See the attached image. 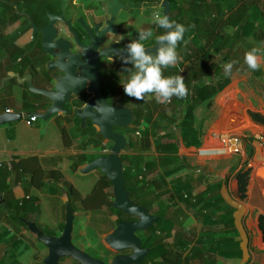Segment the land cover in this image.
<instances>
[{
  "label": "crops",
  "instance_id": "crops-1",
  "mask_svg": "<svg viewBox=\"0 0 264 264\" xmlns=\"http://www.w3.org/2000/svg\"><path fill=\"white\" fill-rule=\"evenodd\" d=\"M171 3L174 6L173 14L176 21L181 22L190 31V34H185L181 45V48H189L185 51L187 59L182 61V57L178 54L177 64L183 62L180 75L184 77L188 73L191 76L190 84L193 88L210 89L223 81L225 84L211 98L210 106L205 101L195 107L192 129L189 131L193 132L191 135L187 134L183 139L180 129L173 127L176 150L172 154L159 152L154 146H150L143 152L146 161L156 163L147 177L150 179L164 176L165 181H178L180 187L183 182L194 184L193 194L207 189L210 195H215L217 185L220 184V196L222 186H225L230 196L239 199L235 173L247 161L245 157L249 150L257 153L258 159L264 158V146L256 138L258 134L264 136V125L254 121L250 115V112H255L264 118V65L258 71H251L244 63V54L247 50L252 47L264 49V37L247 34V15L252 10L250 9L246 15V0H171ZM148 6L149 10L152 9L151 13L159 9V4ZM261 20L262 22L259 23H263L264 18ZM150 25L155 33V25ZM21 38L16 42L22 47L26 39L22 41ZM231 61L236 62L232 74L225 75L224 65ZM186 66L189 67L186 68ZM7 79L8 77L0 79V113L4 111L26 113L36 109L43 110L48 106V103L43 106L39 104L34 106L33 110H29L30 108H26L22 103L23 95H26L25 88L21 83L7 81ZM8 100L14 105L3 104ZM63 116L64 114H58L48 120L60 134V144L55 148H50L46 144L52 139L51 136L58 141V135H51V138L47 139L46 132L40 138L39 144L33 141V134H41L45 128V124H39L38 119L31 124H26L29 116L24 115L23 121L8 122L0 126V160L10 161L14 158L15 162L22 159L24 163H28L27 171L19 169L17 176L14 173L5 175L4 170H0V264H44L43 259L48 250L28 229L27 221L35 222L40 230L49 235H60L63 230L67 192L52 191L53 183L47 179L44 189H39L33 184L29 171L33 156L37 158L43 170H60L63 177L74 186L68 172L81 170L72 168L77 157L82 153L98 152V149L92 146L88 149L90 145L85 147V150L81 149L80 138L77 142V138L72 137L70 145H65L60 132V126H65L66 123ZM180 117L178 116V119ZM178 119L175 124L179 122ZM159 124L164 127L167 121L162 119ZM169 131L167 128L161 131V134ZM224 132L230 135L232 141L233 150L228 155L207 158L197 153L198 149L218 146V134ZM69 136L71 137V134ZM22 138L23 145L20 144ZM197 139L199 143L195 144L193 141ZM250 160L247 164L251 167V173L246 198L251 197L250 194L253 192L256 194L253 204L247 201L249 205L246 206V212L242 217L243 226L249 237L250 256L247 264H264V238L258 227V215L264 214V199L259 179L254 181L252 178L253 166ZM168 171L172 174L165 176V172ZM32 197L39 199L37 205L29 200ZM173 201L178 203L168 214L175 212L178 207L181 208L184 214H180L177 218L184 220V229L198 234L202 228L201 221L176 197ZM258 202L263 208L262 211L260 207H257ZM23 203L24 208L20 210V213H16L15 207ZM73 204L75 208L72 240L73 238L76 240L73 243L82 250L91 247L95 250V254L102 255L104 252L102 242L99 239L97 242L88 240L86 227L89 226L87 221L92 218V215L88 213L85 217V211H82L80 204L78 202ZM42 209L45 210L44 213ZM13 214H16V217H22L25 225L18 224L16 218L11 217ZM210 214L213 220L223 217L227 219L230 211L223 206L222 210ZM211 226L213 229H223L221 234L230 237L231 241L239 240L232 229H228L229 226L224 227V223H212ZM93 227L97 236V229ZM171 240V237L164 238L165 242H171ZM211 261H215V264H237L239 258H224L214 254ZM59 264L77 263L71 258L63 257Z\"/></svg>",
  "mask_w": 264,
  "mask_h": 264
},
{
  "label": "trees",
  "instance_id": "trees-1",
  "mask_svg": "<svg viewBox=\"0 0 264 264\" xmlns=\"http://www.w3.org/2000/svg\"><path fill=\"white\" fill-rule=\"evenodd\" d=\"M131 3L139 4L143 0H128ZM150 3L161 0H145ZM169 18L176 21L173 14L174 6L171 0ZM157 4V3H156ZM246 15H247V34L252 33L256 36L264 37V0H246ZM26 13V15L21 14ZM30 20L33 21V0H0V79L7 77L8 71L18 72L20 76L25 73H35L36 64H33V43L28 46H19L17 39L26 32L30 27ZM177 22V21H176ZM181 23V22H178ZM182 24V23H181ZM156 27V26H155ZM165 30L155 28V35L163 33ZM186 35L190 34L187 28ZM184 34V38L185 35ZM155 43L154 38L150 39L149 45ZM182 41L177 45V53L185 61V51L189 48H181ZM32 46V52L30 49ZM29 52L27 53V50ZM204 51V48H201ZM183 62H179L174 67L164 69L165 76L180 75ZM132 67L130 64L125 65L120 62L117 65L116 71L109 72L102 69V86L103 92L110 98L114 105H123L128 107L133 113L131 125L125 128L114 127V130L125 134L127 143L124 148V153H121L123 163V177L125 189L129 193V198L137 205L144 206L151 214L157 215L158 220L148 229L143 232L141 239L142 246L149 248V252L139 264H215L211 261L212 255L217 254L220 257L241 258V250L239 248V240L231 241V238L221 234L223 229H213L212 223L222 224L228 229H232L234 234L238 236V232L233 224L231 206L226 204L220 196V184L217 185L215 195H210L206 189L201 193L193 194L194 184L183 182L182 187L178 186V181H165L164 176L156 178H148L149 171L156 166L155 162H148L144 159L143 152L150 146H154L159 152H165L167 155L172 154L176 150V143L173 136L175 135L176 127L180 129L181 136L186 137L192 129V118L195 107L205 102L210 106L211 98L224 86L225 81L221 84L208 88H193L190 84L191 76L188 73L184 76L185 83L188 87V95L183 99H178L175 96L168 104H159L156 102L153 95L149 94L143 101L135 100L124 93L123 85L129 73L125 71L126 68ZM189 66H186L188 68ZM7 81L16 82L15 78H8ZM5 82V80H4ZM25 88L22 103L29 110H33L35 97L37 94L31 93L26 86V83H21ZM206 89V90H203ZM84 96L74 100L72 104H66V109H71L72 106H79L82 104ZM43 106V104H40ZM28 110V111H29ZM251 118L264 125V118L255 112H250ZM178 116H181L178 119ZM68 128L64 125L60 126V132L65 145H70L73 139L80 138V147L85 150V147L92 146L98 149L95 153H82L77 157L72 165L74 170L81 169L88 162L99 155H106L109 152L110 146L108 142L97 132L96 128L88 122L83 127L80 125L79 118L73 114H65L63 116ZM165 119L167 125L162 127L159 122ZM179 120L177 124L175 122ZM169 129V132L161 134V131ZM138 129V131H137ZM138 132V134H136ZM78 137H73L72 134ZM71 134V137L69 136ZM195 144L199 141L194 140ZM106 150V151H105ZM252 151L249 150L248 159L252 157ZM90 155V156H88ZM11 168L6 165L0 166V170H4L5 175L14 173L15 176L21 171H27L26 165L22 159L15 162V159H10ZM248 160L245 161L242 167L235 173L237 181V196L239 200H245L247 197V185L250 179L251 167L247 166ZM31 170L30 178L33 184L39 188L44 189L47 185L45 180L52 182V191L64 190L67 192L68 200L66 205H69L72 212H74L73 202H78L82 209L99 211L101 207L105 206L106 215H115L114 226L120 220H128L132 216L125 214L119 209L112 207L113 193L112 185L105 175L99 171V175L94 182L91 191L86 196H81L79 191L64 177L60 170H43L36 157L33 156V161L30 162ZM145 169V170H144ZM172 172H165V176L171 175ZM52 180V181H51ZM60 184V186H59ZM182 188V189H181ZM176 197L180 203L188 210L193 211L197 219L202 223V228L199 233L185 230L183 221L179 220L177 216L184 214L181 208L175 209L171 214L168 212L177 205L174 202ZM37 205V197L29 199ZM226 207L230 211V216L223 218L211 219L212 212L222 210ZM35 207V206H33ZM24 208V203L15 207L16 213H20ZM204 211V212H203ZM15 217L18 224H23L22 217ZM17 224V225H18ZM211 224V225H210ZM258 227L262 232L264 238V214L258 215ZM156 231L160 233L157 235ZM146 235V236H144ZM172 238L171 242H165L164 238ZM239 237V236H238ZM106 251V248H103ZM104 257L107 254L104 252ZM63 258L59 259V262ZM104 260V259H103ZM75 263L79 264L76 260Z\"/></svg>",
  "mask_w": 264,
  "mask_h": 264
},
{
  "label": "water",
  "instance_id": "water-1",
  "mask_svg": "<svg viewBox=\"0 0 264 264\" xmlns=\"http://www.w3.org/2000/svg\"><path fill=\"white\" fill-rule=\"evenodd\" d=\"M96 1H104L107 4L111 17L109 21L106 22L105 27L92 38L91 45L84 48L81 59H78L76 55L70 54L64 46H58L56 42L51 44V37L48 39L43 37V48L45 53H50L49 51H51V47L54 45L57 50L56 54L53 55L55 59L47 64L48 69L52 70L58 68L63 72V76H56L54 78V84L51 89L36 86L33 82L32 74L29 72L22 76H20L18 72H7L8 78L13 77L18 83H26L27 89L31 93L44 96L49 103L43 110L36 109L26 113L4 111L0 113V126L8 122L19 121L24 115H34L37 119L49 120L58 114H73L75 117L79 118L82 127L85 125L86 119L90 120L97 132L109 142L111 146L106 155H99L88 162L81 168V172L87 173L98 169L106 176L112 185V207L121 210L127 215L134 216L136 219L132 221L120 220L110 232L104 235V246L117 252L108 262L91 256L73 243L72 231L74 214L69 205L65 206V222L60 235L55 236L46 234L38 228L35 222L27 221L26 225L28 229L35 234L36 239L48 250L47 255L43 259L44 264H59V259L63 257L76 260L79 264H139L149 252V248L142 246L141 239L137 235V232L148 229L159 218L157 215L149 213L144 206L134 203L129 198V193L125 189L121 153L126 146L127 139L124 133L115 131L113 127L125 128L130 126L133 113L126 106L109 104L104 98L100 91V79L96 67L99 60L102 59H112L116 57L121 61L119 56L116 55V52L123 50L125 47L119 48L117 43L123 42L127 44L131 42L123 38L117 43L108 44L109 37H106V34L114 36L119 34V31L114 26V19L119 15L124 5L119 0ZM160 8L162 13H166L169 16L170 3L168 0H161ZM48 15L50 17V24L42 28L44 32L51 27L56 18L62 17H56L50 13H48ZM31 24L33 27L32 21ZM146 47L147 51L155 52L157 46L154 43ZM83 87H85V93L91 94L87 102L82 107L72 106L70 110L66 109L65 104H72L74 100L81 97ZM98 103H103L105 106L108 105L115 108V114L105 118L94 108ZM252 171L253 174H255V179H259L260 181L261 192L264 199V158L257 159ZM221 197L226 204L234 209L232 213L233 224L238 232L239 248L241 250V258L237 264H247L250 256L248 250L249 237L242 223V217L246 212V206L240 200L230 196L225 186H222ZM116 240L122 242L120 247H115L113 245L112 242Z\"/></svg>",
  "mask_w": 264,
  "mask_h": 264
},
{
  "label": "flooded vegetation",
  "instance_id": "flooded-vegetation-1",
  "mask_svg": "<svg viewBox=\"0 0 264 264\" xmlns=\"http://www.w3.org/2000/svg\"><path fill=\"white\" fill-rule=\"evenodd\" d=\"M119 1L124 5V7L120 10L119 15L114 19V26L119 31V34H117L116 36L106 34V37H109L108 44L117 43L120 39L123 38L130 41L137 39V35L129 34L128 30H126L128 27L132 28L135 27V25H147L150 28L151 26L150 15L143 16L145 18V21L143 20V22L137 23V21L135 20V16L131 15L130 13L132 9H137L136 11L139 10L141 12H146L147 10H149V6L145 0L139 3L138 7H136L134 3H131L128 0ZM48 13L56 17H62L56 18L55 21H53L51 27L49 29H46V32H44L42 31V28L47 27L50 24V17ZM21 14L26 15V13L24 12H21ZM123 14H125L124 17H122ZM110 17L111 16L109 14L107 4L104 1L33 0V27L30 20L31 27L19 38L25 37L26 45H32L33 43V64H36L35 73L32 75L34 84L38 87L51 89L54 84V78L56 76H63V72L58 68L52 70L48 69L47 64L48 62L55 59L53 55L56 54L57 50L54 45L51 47V51H49L50 53H45L43 48V37L45 39L51 37V44L56 42L58 46H64L70 54L76 55L78 59H81L84 48L91 45L92 38L97 35V32L105 27L106 22L109 21ZM133 33L138 34V31L135 30L133 31ZM143 43L145 44V46H149L148 43H150V40L144 41ZM25 44L24 46H26ZM125 45L126 44L123 42L117 43V46L119 48H123L125 47ZM29 49L30 52H32V46ZM29 49L27 50V53L29 52ZM120 62L121 61L118 58L114 57L112 59L99 60L96 65L98 76L100 79V91L104 98L111 105L114 104L111 103L110 98L107 97L103 92L102 69L104 68L109 72L116 71L117 65ZM82 90L83 92H81V97L84 96V99L82 104L77 107H82L87 102V99L91 96V94L84 92L85 87H83ZM34 103L38 106L39 104L49 103V101L44 96L38 95L37 97H35ZM88 122L91 123L90 120L86 119L85 124H88ZM65 126L67 127L66 123ZM135 219L136 218L132 216L127 221H132ZM144 231L145 230L137 232V235L140 237V239H142ZM159 233V231H156L157 235ZM103 248L106 247H104L103 245ZM106 249V251H104V249L103 251L107 254L108 257H106L104 261L108 262L113 256L117 254V252L112 254V250L108 248Z\"/></svg>",
  "mask_w": 264,
  "mask_h": 264
},
{
  "label": "clouds",
  "instance_id": "clouds-1",
  "mask_svg": "<svg viewBox=\"0 0 264 264\" xmlns=\"http://www.w3.org/2000/svg\"><path fill=\"white\" fill-rule=\"evenodd\" d=\"M150 22L165 31L155 35L151 28L138 29V38L127 43L123 50L116 52L125 65L132 66L125 69L129 77L122 83L123 90L127 96L138 101H143L151 94L157 103L168 104L174 96L183 99L188 95V87L182 75H164V69L174 67L179 60L177 45L184 40L187 28L159 10L152 12ZM153 38L157 46L156 51H147L143 42ZM235 63L231 61L224 65L225 75L232 74ZM244 63L249 70L258 71L264 65V49L252 47L247 50L244 54ZM94 108L105 118L115 114V108L105 106L103 103H98ZM112 243L115 247L122 244L118 240Z\"/></svg>",
  "mask_w": 264,
  "mask_h": 264
},
{
  "label": "rangeland",
  "instance_id": "rangeland-1",
  "mask_svg": "<svg viewBox=\"0 0 264 264\" xmlns=\"http://www.w3.org/2000/svg\"><path fill=\"white\" fill-rule=\"evenodd\" d=\"M127 1V0H126ZM148 5H158V2L154 1L152 3L146 1ZM161 2V1H160ZM160 2H159V11H161V8H160ZM157 3V4H156ZM136 7L139 6V4H135ZM137 9H132L130 11L131 15L135 16V20L138 22H140L141 20H144L145 21V18L143 16L145 15H150L152 9L150 8V10H147L146 12H141V11H136ZM144 14V15H143ZM152 14V13H151ZM125 14L122 15V17H124ZM141 23V22H140ZM147 28L149 29V27L147 25H135V27H132V28H127L126 30H128L129 34L130 35H137V33H133V31L137 30L138 29H145L147 30ZM25 39V37H22L21 40L23 41ZM28 46V45H26ZM25 46V47H26ZM39 64V63H38ZM3 104H6V105H14L13 102L11 101H5L3 102ZM19 121H23V119L19 120ZM38 122L39 124H45V128L43 129V131H41V134L40 133H36V134H33V141H35L37 144L40 143V138L42 137L43 133H46L47 132V136L46 138L47 139H50L52 137L51 140H48V143L46 144V146H49L50 148H55L57 146H59L60 144V134L59 132L57 131V129L54 127V125L50 122H48V120H40L38 119ZM67 125V124H66ZM69 126V124L67 125V127ZM23 133H24V129H22ZM72 134V133H71ZM51 135H58V141H55L54 140V136H51ZM258 135H262V134H258ZM51 136V137H50ZM72 137H78L77 135H73L72 134ZM62 140V139H61ZM79 138H77V142H79ZM58 142V143H57ZM21 145H23V138H22V142L20 143ZM108 145H110V143L108 142ZM91 146L88 147V149H90ZM106 151V150H105ZM90 156V155H88ZM258 155L257 153H254L252 154V157L248 159V155H246L245 159L246 160H250V164L252 166H254L255 162L257 161V158ZM68 174L70 175L71 177V180L72 182L74 183V186L78 189L79 193L81 196H86L90 191H91V188L94 184V182L96 181L98 175H99V170L98 169H95V170H92V171H89L87 173H82L81 170H77V171H69ZM255 192L251 193L249 198H246L245 200H240L242 203L245 204V206L248 207V203L247 201H250L251 204H253L255 202ZM239 200V199H238ZM45 207V205L43 206ZM257 207H260V210L262 211L263 208L261 207L260 205V202L257 203ZM105 206L104 207H101L99 211H91V210H82V211H85V217H86V214L90 213L92 215V218L90 220L87 221V224L89 226L86 227V231H87V235H89L88 237V240L89 241H96L97 242V239H99L100 242H102L103 244V238H104V235H106L108 232H110L115 226H114V220L116 218L115 215H106L105 214ZM45 210L42 209V212L44 213ZM66 212V210H65ZM83 218H85L83 215H82ZM94 223V224H93ZM97 229V237L95 234V230H94V227ZM74 226V225H73ZM73 242H76V240L73 238L72 240ZM104 245V244H103ZM86 252L89 253L91 256L93 257H97V258H100V259H105L104 255L105 254H95V250L92 249L91 247H87L85 248ZM84 250V251H85ZM116 252L112 251V254H114ZM95 254V255H94Z\"/></svg>",
  "mask_w": 264,
  "mask_h": 264
},
{
  "label": "built area",
  "instance_id": "built-area-1",
  "mask_svg": "<svg viewBox=\"0 0 264 264\" xmlns=\"http://www.w3.org/2000/svg\"><path fill=\"white\" fill-rule=\"evenodd\" d=\"M36 116H29L26 120V124H31L36 120ZM138 134V132H136ZM257 140L264 146V136L257 135ZM219 145L212 146L208 148L198 149L197 153L200 156L207 158L222 157L228 155L232 150V141L228 133H219L218 134ZM6 165L9 169L11 168V161L0 160V166Z\"/></svg>",
  "mask_w": 264,
  "mask_h": 264
},
{
  "label": "bare ground",
  "instance_id": "bare-ground-1",
  "mask_svg": "<svg viewBox=\"0 0 264 264\" xmlns=\"http://www.w3.org/2000/svg\"><path fill=\"white\" fill-rule=\"evenodd\" d=\"M253 179H254V181H255V174H253V177H252ZM260 182V181H259ZM255 184V183H254ZM253 185V184H252ZM258 187H259V185H258Z\"/></svg>",
  "mask_w": 264,
  "mask_h": 264
}]
</instances>
